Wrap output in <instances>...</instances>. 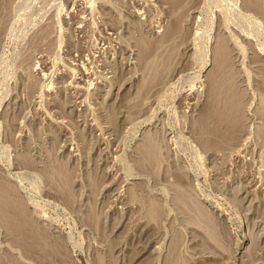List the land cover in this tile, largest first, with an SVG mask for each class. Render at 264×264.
Segmentation results:
<instances>
[{
	"label": "rangeland",
	"instance_id": "374dc122",
	"mask_svg": "<svg viewBox=\"0 0 264 264\" xmlns=\"http://www.w3.org/2000/svg\"><path fill=\"white\" fill-rule=\"evenodd\" d=\"M248 3L0 0V264H264V13ZM214 73L231 140L202 123Z\"/></svg>",
	"mask_w": 264,
	"mask_h": 264
},
{
	"label": "bare ground",
	"instance_id": "6f19581e",
	"mask_svg": "<svg viewBox=\"0 0 264 264\" xmlns=\"http://www.w3.org/2000/svg\"><path fill=\"white\" fill-rule=\"evenodd\" d=\"M248 4H249V7H251L252 9L254 10H257V11H263L264 13V0H248ZM247 4V5H248ZM248 7V6H247ZM262 14V13H261ZM263 15V14H262ZM264 17V15H263ZM176 21V20H175ZM175 24V22H174ZM176 25V24H175ZM172 27V25H171ZM174 27V25H173ZM172 27V29H173ZM171 29L170 32H174L173 30ZM175 33V32H174ZM173 35V33H171ZM170 34V35H171ZM219 78H218V75L217 73H214L210 79V87H211V91H212V95L214 97V101L211 102L210 104L207 105V107L205 108L204 110V113L203 115L205 114V116L208 117V119L206 120H203V125L206 124L207 127H211L212 125L215 124V122H210L208 123L209 121V118L211 119H216L218 122H217V127L218 129L221 128L222 130L220 131L224 136H226L227 139L231 140L232 137L231 136H235L236 135V127H235V123L233 122V120L226 114L224 113V106H220L219 107V104H218V101H216V94H217V88L219 86ZM216 92V93H215ZM207 132H212V131H207ZM235 132V134H234ZM234 134V135H233ZM237 137H235L234 139H236ZM2 200V199H0ZM0 208L1 210H3L5 213L6 212H9L10 211V207L9 205L5 202V201H0ZM7 214V213H6ZM6 214H4L5 216H7ZM2 215V216H4ZM12 217V216H11ZM10 218V217H9ZM17 218H19V216H17ZM11 222L8 223L10 224V226L8 225L9 229L11 230H8L11 234H15L16 236V240L20 243H22L23 245H26L27 248H32V244H35V245H38V239H39V236L37 235V233H33L32 230L28 227H24L23 223H21V221H18V219H15V221H13V218L12 220H10ZM9 222V221H8ZM7 227V228H8ZM12 231V232H11ZM38 238V239H37ZM205 240V239H204ZM13 241V240H12ZM15 241V239H14ZM203 241V240H202ZM207 241V242H205ZM203 243V244H206L203 247V251H209L210 250L208 249L210 246L212 247V245H215L211 240H208L206 239ZM18 242H16L18 244ZM41 242V241H40ZM212 243V244H211ZM201 246V245H200ZM205 246H208V247H205ZM210 247V248H211ZM216 247V246H215ZM213 248V247H212ZM211 248V249H212ZM202 249V248H201ZM200 252V251H199ZM204 253V252H203ZM206 254V253H204ZM208 256V255H207ZM192 257V256H191ZM203 257V256H202ZM206 257V256H205ZM213 257V256H212ZM219 257V256H218ZM206 261V260H205Z\"/></svg>",
	"mask_w": 264,
	"mask_h": 264
}]
</instances>
